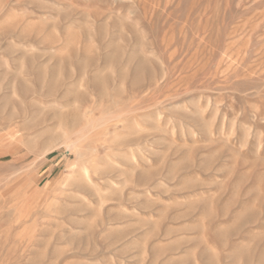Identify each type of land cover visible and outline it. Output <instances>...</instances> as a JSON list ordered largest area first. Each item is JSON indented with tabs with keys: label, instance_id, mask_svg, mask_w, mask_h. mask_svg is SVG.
<instances>
[{
	"label": "rangeland",
	"instance_id": "374dc122",
	"mask_svg": "<svg viewBox=\"0 0 264 264\" xmlns=\"http://www.w3.org/2000/svg\"><path fill=\"white\" fill-rule=\"evenodd\" d=\"M0 264H264V0H0Z\"/></svg>",
	"mask_w": 264,
	"mask_h": 264
}]
</instances>
